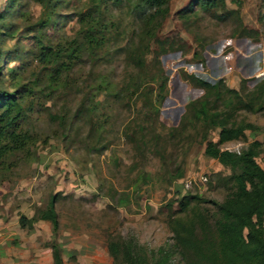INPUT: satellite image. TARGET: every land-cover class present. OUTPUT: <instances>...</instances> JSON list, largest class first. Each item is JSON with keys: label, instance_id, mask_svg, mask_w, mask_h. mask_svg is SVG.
<instances>
[{"label": "rangeland", "instance_id": "rangeland-1", "mask_svg": "<svg viewBox=\"0 0 264 264\" xmlns=\"http://www.w3.org/2000/svg\"><path fill=\"white\" fill-rule=\"evenodd\" d=\"M84 1L63 0L57 9L60 17L46 30L47 35L54 39L72 36L77 29L73 14L83 8ZM6 4L7 0H0V12ZM20 5L15 10L21 9L25 18L17 15L0 20V30L7 32L12 25L16 30L12 37H0V51L9 56L18 52L16 60L7 68L28 65L31 72L37 67L32 51L33 33H28L27 27L38 20L41 8L26 0H20ZM225 5L222 11H203L194 5V0H172L169 15L157 41L151 43L142 69L127 67L125 36L107 46L99 54L97 63L79 67L71 78L75 88L52 103L53 113L64 107L71 115L84 96L82 91L99 85L102 77H107L120 92L127 77L134 79L140 74L145 86L163 70L168 76L167 94L157 104L159 111L151 125L157 140L150 146L138 151L123 137L125 127L132 122V125L148 126L141 93L130 98L121 92L110 102L106 113L109 123L98 151L92 150L96 139H86L88 124H75L68 139L63 140L58 133L54 134L57 124L50 121L48 111L30 116L28 129L37 138L31 156L21 157L7 170L0 168V189L5 185L0 194V237H5L3 232L7 229L22 236L21 241L12 242V247L21 245L22 252L12 254L10 259L14 263H11L31 261L32 257L26 255L28 247L50 249L47 247L52 239L50 223L43 226L38 221L31 229L21 228L19 218L30 219L53 195L59 196L56 242L74 240L79 244L82 241L81 264H101L99 260L106 257L114 264L108 242L119 238H132L145 251H155L171 243L169 220L186 218L193 212L212 211L210 203L193 201L183 213L176 193L185 181L206 177L205 190L198 195L201 199L220 203L226 195L224 183L230 171L204 154L207 141L216 142L219 130H210L201 122L195 125L194 109L200 101L211 112L231 113L230 122L250 123L261 129L245 131L244 138L221 149L238 153L258 142L256 162L264 168V105L261 112H247L226 92V89L235 90L244 102L256 100L254 107H259L258 88L264 78V0H225ZM191 8V12L180 14ZM124 26L127 36L130 35L133 22L127 20ZM192 77L212 84L220 80L221 84L217 90L206 89ZM129 83L137 84L130 79ZM78 87L80 93L76 94ZM156 88L157 84L153 97ZM192 192L197 193L196 189ZM63 262L75 264L76 257H67ZM172 264L184 262L176 254Z\"/></svg>", "mask_w": 264, "mask_h": 264}, {"label": "trees", "instance_id": "trees-1", "mask_svg": "<svg viewBox=\"0 0 264 264\" xmlns=\"http://www.w3.org/2000/svg\"><path fill=\"white\" fill-rule=\"evenodd\" d=\"M26 1L41 8L38 20L27 27V32L33 33L32 51L37 68L31 72H28V65L7 68L16 60L18 52L9 56L11 54L4 55L0 51L1 170L15 166L21 157L24 159L31 156L37 142L36 135L28 129L30 116L34 113L48 111L50 121L57 124L58 129L54 134L58 133L63 140L68 139L75 124H88L86 139L89 141L95 138L92 150L98 151L102 148H98V145L109 123L107 107L121 92L130 95V98L141 93L144 98L141 107L148 120L146 127L132 125L134 122L128 124L123 137L138 151L155 143L157 137L151 131V125L159 111L157 104H161L167 94L168 76L163 70L158 72L157 78L150 79L152 85L149 83L144 86L145 80L140 74L134 79L127 77L120 92L116 91L107 77H102L99 85L82 91L84 96L71 115L64 107L57 113H53L51 108L54 101L64 98L68 91L75 88L71 78L79 67L97 63L99 54L107 46L120 42L125 36L124 57L127 67L142 69L151 43L157 41L163 22L169 15L172 0H85L83 8L73 14L77 24L74 34L57 39L49 37L46 30L60 17L57 9L63 0ZM194 5L203 11H222L226 8L225 0H194ZM16 6H22L20 0H7L5 8L0 12V20L17 15L25 18L21 9L15 10ZM191 11L192 8L186 9L180 14ZM127 20L133 22V30L128 36L124 26ZM10 27L13 29L14 26ZM11 28L7 32L1 29L0 37H12L16 30ZM4 69H7L6 72ZM27 72L29 75L25 78ZM129 79L137 84L130 85ZM192 79L201 87L211 90H217L221 84L220 80L212 84L195 77ZM156 84L157 91L153 97ZM78 91L79 87L76 94L80 93ZM258 91L259 107L255 109L256 100L244 102L237 91L226 89L237 100V105L247 112L263 110L264 78ZM152 97L154 100L150 101ZM194 111L195 125L201 122L210 130H219L216 142L207 141L204 154L230 171L224 183V200L220 203L205 201L198 196L200 193H182V187L177 189L181 212H186L193 201L210 203L212 211L193 212L186 218L169 220L171 243L155 251H145L132 238L109 241L108 252L114 264H172L176 254L184 264H264V168L256 162L260 144L253 142L238 153L221 149L227 143L244 138L245 131L256 132L261 129L250 123L230 122L231 113L211 112L203 101L197 103ZM149 136L151 140L147 139ZM58 201L59 196L53 195L45 207L35 210L30 219L25 216L19 218L21 228L28 226L31 229L38 221L50 223L52 239L47 247L51 250L52 264H64L62 256L65 255L56 242L59 229L56 211Z\"/></svg>", "mask_w": 264, "mask_h": 264}, {"label": "crops", "instance_id": "crops-1", "mask_svg": "<svg viewBox=\"0 0 264 264\" xmlns=\"http://www.w3.org/2000/svg\"><path fill=\"white\" fill-rule=\"evenodd\" d=\"M261 54H259V61H260V58H261ZM6 181L3 183L5 184ZM5 186V185H4ZM4 186H1V189H0V194L3 193V191L5 190L4 189ZM38 224L40 225H48L46 224V222L44 221H39ZM40 227V226H39ZM9 230L7 229L4 233L5 237H0V263L2 264H13L14 260L10 259L12 254L14 255H17L19 254V252H22V250H20V247L21 245H16L15 247H12V242L14 241H21V238L22 236L21 235H16V234H13V233H9L8 232ZM66 240H64V242H59L60 246L64 249V253H65V256L64 259L66 260V258L68 256H71V253L72 255H74L76 257V262L75 264H81L82 263V260L79 256V252H81L82 250V241L78 244L76 243L74 240L73 241H67L65 242ZM85 242V240H83ZM29 249H26V251L28 252L26 255H29L31 258V261H26L25 263L26 264H52V262H50L51 260V250L50 249H44V248H41L40 246H32V247H28ZM91 250H94V247H90ZM95 250L98 251V246H95ZM19 251V252H18ZM16 252V253H15ZM22 255V253H21ZM26 255H23L22 257L26 256ZM27 257V256H26ZM29 257V258H30ZM28 258V259H29ZM63 259V261H64ZM11 261L13 263H11ZM46 261H49V262H46ZM99 262L101 264H111V259L106 257V258H103V260H99Z\"/></svg>", "mask_w": 264, "mask_h": 264}, {"label": "built area", "instance_id": "built-area-1", "mask_svg": "<svg viewBox=\"0 0 264 264\" xmlns=\"http://www.w3.org/2000/svg\"><path fill=\"white\" fill-rule=\"evenodd\" d=\"M207 182L206 177L191 178L182 184V193H188L194 191V189H196L197 193H202L205 190Z\"/></svg>", "mask_w": 264, "mask_h": 264}]
</instances>
